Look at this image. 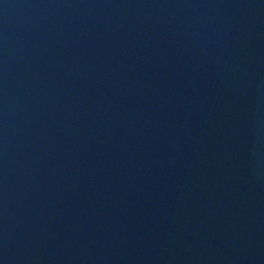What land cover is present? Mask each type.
<instances>
[{"label": "water", "instance_id": "obj_1", "mask_svg": "<svg viewBox=\"0 0 264 264\" xmlns=\"http://www.w3.org/2000/svg\"><path fill=\"white\" fill-rule=\"evenodd\" d=\"M0 264H264V0H0Z\"/></svg>", "mask_w": 264, "mask_h": 264}]
</instances>
